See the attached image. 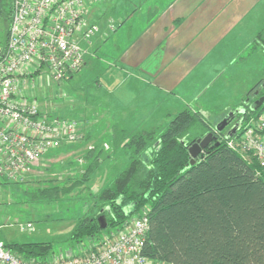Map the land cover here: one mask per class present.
Instances as JSON below:
<instances>
[{"label":"trees","instance_id":"1","mask_svg":"<svg viewBox=\"0 0 264 264\" xmlns=\"http://www.w3.org/2000/svg\"><path fill=\"white\" fill-rule=\"evenodd\" d=\"M6 38L7 33L5 42ZM254 44L264 50V28ZM252 96L256 97L245 100L237 123L263 111L264 104L257 111L249 105L264 91ZM213 129L201 114L189 110L174 116L161 134L142 133L125 144L122 132L113 127V149L126 147L128 162L109 186L92 197L71 239L80 243L95 238L101 232L97 223L101 217L107 227L117 229L148 208L142 254L156 264H264V172L229 149L224 133L216 134V141L190 165L188 148ZM99 155L93 151L85 155L87 167L79 180L38 190L33 197L57 202L84 188L99 169ZM4 245L27 260H46L51 254L46 242Z\"/></svg>","mask_w":264,"mask_h":264},{"label":"rangeland","instance_id":"2","mask_svg":"<svg viewBox=\"0 0 264 264\" xmlns=\"http://www.w3.org/2000/svg\"><path fill=\"white\" fill-rule=\"evenodd\" d=\"M169 1L166 0V5ZM11 3L12 0H0V46H3L8 31ZM156 4L160 8L163 5L161 2ZM149 5H152L150 1L144 3L140 0H99L89 5L87 22L88 25L96 26L97 31L89 44L84 46L86 66L72 73L68 80L61 81H55L48 70L43 68L40 77L35 78L30 86L20 87L19 95L25 99H35L40 112H50L62 120L77 122L84 140L56 153L47 152L33 166L32 179L21 184L23 186L11 183L0 190V241L19 244L50 243V258L61 259L70 258L87 246L88 240L75 243L71 239L77 220L87 213L92 197L109 186L126 166L129 154L126 147L113 149L109 134L110 116L103 112L108 109L101 106V101H105L100 99V94H104L103 90L114 93L113 90L117 87L115 84L105 83V76L114 74V62L112 59L108 60V57L104 58L102 46L104 41L108 42L107 39L120 29L123 21L127 23L126 26L130 25L128 18L131 14L144 11ZM228 11L244 12L246 15H243L240 24L218 45L213 59L203 64L202 80L195 86L199 90L203 87V109L218 113L213 116L214 122L237 109H244L243 104L248 102L247 98L251 100L253 94L264 91V50L255 44L251 45L264 27V0H234L227 7L221 6L217 19L222 20ZM127 94L116 91V96H120L123 102L128 101ZM168 111L169 105L165 103L161 109L132 114L129 125L136 130L131 133L121 131L123 144L132 136L148 133L142 131L148 122L154 124L162 121ZM203 117L207 118L206 114ZM168 121L166 118L163 128L150 132L159 135L166 129ZM91 151L94 154L100 153V166L84 188L73 190L70 195L62 196L57 202L33 197L38 190L61 188L69 186L66 183L72 179L79 180L87 167L85 155ZM27 224L32 226V230L22 231L21 228H25ZM114 230L107 227L98 236L109 235Z\"/></svg>","mask_w":264,"mask_h":264},{"label":"built area","instance_id":"3","mask_svg":"<svg viewBox=\"0 0 264 264\" xmlns=\"http://www.w3.org/2000/svg\"><path fill=\"white\" fill-rule=\"evenodd\" d=\"M99 0H12L6 42L0 46V180L13 184L47 152L84 140L78 123L42 113L35 99L19 95L46 68L55 81L68 80L84 65V46L97 31L88 25L89 5ZM223 141L264 172V109L239 121ZM148 208L109 235L88 240L66 259H23L0 242V264H156L142 254L149 230ZM32 230L27 224L24 230Z\"/></svg>","mask_w":264,"mask_h":264},{"label":"crops","instance_id":"4","mask_svg":"<svg viewBox=\"0 0 264 264\" xmlns=\"http://www.w3.org/2000/svg\"><path fill=\"white\" fill-rule=\"evenodd\" d=\"M140 1H150L152 5L146 6L144 11L130 13V25L126 26L123 21L119 27L121 30L118 28L120 32L116 30L108 42L101 45L105 57L102 56L114 62V74L105 76V83L117 86L114 93L103 90L104 94H100V99L105 100L101 101V106L108 109L103 112L110 116L111 140L113 127L131 133L136 130L129 125L132 114L161 109L165 103L169 105V111L164 119L154 124L148 122L146 126L150 127L145 126L143 132L163 128L166 118L170 121L183 110L198 112L202 116L206 114L205 119L214 128L224 116L214 122L213 116L218 113L203 109V87L199 90L195 86L202 80L203 64L213 59L218 45L233 32L246 13L228 11L222 20L217 19L221 6L227 7L234 0H170L167 5L166 0ZM160 2L163 3L161 8L156 4ZM116 91L128 93V101H121ZM73 145L77 144L63 145L49 152L56 153ZM32 170L33 167L22 183L12 184L23 186L21 184L33 178ZM10 184L1 179L0 190Z\"/></svg>","mask_w":264,"mask_h":264},{"label":"water","instance_id":"5","mask_svg":"<svg viewBox=\"0 0 264 264\" xmlns=\"http://www.w3.org/2000/svg\"><path fill=\"white\" fill-rule=\"evenodd\" d=\"M257 95V93H255ZM264 103V96L259 98L257 102L255 103L254 108L252 111H257L258 109L261 108L262 104ZM240 109L235 110L234 112L230 113L227 115L223 120H221L220 123H218L214 129L213 132L207 134L204 138L197 140L195 143H193L189 148H188V153L190 155L191 161L190 165H194L195 160L197 157L202 153L210 144L216 141V134H221L224 129L229 125L230 123V118L237 112H239ZM242 114L244 111L241 112ZM239 123H237L227 134H226V139L231 138L238 130ZM98 227L100 230H104L107 228V223L104 217H101L98 219Z\"/></svg>","mask_w":264,"mask_h":264},{"label":"flooded vegetation","instance_id":"6","mask_svg":"<svg viewBox=\"0 0 264 264\" xmlns=\"http://www.w3.org/2000/svg\"><path fill=\"white\" fill-rule=\"evenodd\" d=\"M256 96H253V98H255ZM259 98H256L255 100H253L252 104H250V107H254L255 103L257 102ZM264 104V103H263ZM262 104V105H263ZM240 112H237L236 114H234L232 116V118H230V123L229 125L226 127V129L224 130V134H227L236 124H237V120H238V116H239Z\"/></svg>","mask_w":264,"mask_h":264}]
</instances>
